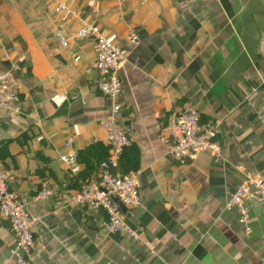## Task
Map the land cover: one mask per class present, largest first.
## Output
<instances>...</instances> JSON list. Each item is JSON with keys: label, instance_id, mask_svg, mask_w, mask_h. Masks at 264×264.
Here are the masks:
<instances>
[{"label": "crops", "instance_id": "0c3cea01", "mask_svg": "<svg viewBox=\"0 0 264 264\" xmlns=\"http://www.w3.org/2000/svg\"><path fill=\"white\" fill-rule=\"evenodd\" d=\"M58 2L74 12L63 24L67 48L54 37ZM91 22L119 46L127 27L141 39L119 75L117 117L140 149L142 204L123 214L138 240L107 233L103 212L70 204L74 176L59 161L68 137L78 151L106 136L112 100L97 90L94 41L74 37ZM10 64L22 104L0 110V142L11 140L9 186L34 219V264H264V203L246 202L249 232L224 207L246 173L264 178V0H0V71ZM189 109L219 122L217 161L167 155L164 126ZM30 127L39 134L29 145L13 140ZM37 150L52 175L36 192ZM43 189L51 196L31 201ZM14 247L0 217V264H16Z\"/></svg>", "mask_w": 264, "mask_h": 264}, {"label": "built area", "instance_id": "2783aa9c", "mask_svg": "<svg viewBox=\"0 0 264 264\" xmlns=\"http://www.w3.org/2000/svg\"><path fill=\"white\" fill-rule=\"evenodd\" d=\"M58 24L54 37L59 47L67 48L70 37L63 29V24L73 16L74 12L64 2L53 7ZM74 37L80 40L91 38L95 45L94 69L97 73V90L112 100L108 116L102 120L101 127L105 131L104 143L110 146L109 157L103 161L93 177L83 184L78 192L69 197L70 204L103 212L102 228L109 234H124L138 240L142 232L129 227L122 217L121 207L136 209L141 206V184L138 172L121 175L115 172L118 159L123 149L131 144L127 131L121 128L118 115L121 113L122 84L120 73L127 63L129 54L136 50L141 39L131 27L126 28L125 46L115 43V35H106L97 23H85L78 27ZM78 60V58H75ZM18 65L10 64L6 70L0 71V110L20 113L21 85L16 81L15 73ZM163 142L167 147V155L175 161H193L200 155L210 154L217 161L221 155V147L217 142L219 122L210 121L202 124L200 116L194 109L173 113L169 116L164 129ZM74 139L68 137L64 141L65 153L59 161L65 166L70 176H76L81 165L77 159V151L73 148ZM11 174L0 167V217L9 223L15 238L13 256L16 264H34L36 243L27 204L10 188ZM49 189H43L31 198V201L46 199L51 196ZM264 203V178L261 175L246 173L225 202V210H237L239 223L249 232V211L247 201ZM6 264V263H3Z\"/></svg>", "mask_w": 264, "mask_h": 264}, {"label": "trees", "instance_id": "16d2710c", "mask_svg": "<svg viewBox=\"0 0 264 264\" xmlns=\"http://www.w3.org/2000/svg\"><path fill=\"white\" fill-rule=\"evenodd\" d=\"M203 124V122L201 121ZM38 132L34 127H30L27 131L21 133L15 139L19 142L21 146L29 145L31 140L37 138ZM11 140L0 142V167L4 170L11 168L9 165V160L14 159L13 155L9 151V143ZM110 146L100 141L93 142L88 146L77 151V159L81 165V170L79 173L71 178L69 187H71L75 192H78L83 184L88 182L93 174H95L100 164L109 157ZM35 156H37L43 165L35 169V177L38 180L39 191L40 184L44 182L45 179L52 175L49 162L45 156L42 155L41 150L35 151ZM140 149L137 145L131 142V144L123 149L120 155L117 165L115 167V172L126 175L130 172H136L140 169ZM35 192V193H36Z\"/></svg>", "mask_w": 264, "mask_h": 264}, {"label": "water", "instance_id": "95a60500", "mask_svg": "<svg viewBox=\"0 0 264 264\" xmlns=\"http://www.w3.org/2000/svg\"><path fill=\"white\" fill-rule=\"evenodd\" d=\"M121 210H122V217H123V214L125 212V208L124 207H121Z\"/></svg>", "mask_w": 264, "mask_h": 264}]
</instances>
